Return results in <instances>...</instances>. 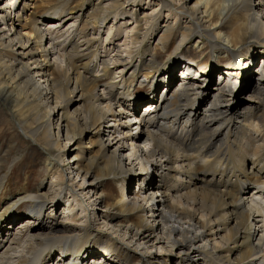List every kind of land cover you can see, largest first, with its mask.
Listing matches in <instances>:
<instances>
[{"label": "bare ground", "instance_id": "bare-ground-1", "mask_svg": "<svg viewBox=\"0 0 264 264\" xmlns=\"http://www.w3.org/2000/svg\"><path fill=\"white\" fill-rule=\"evenodd\" d=\"M9 1L0 3V94L13 98L14 111L29 122V127L19 123V128L32 142L42 144L51 137L55 146H45L46 169L57 189L51 202L53 207L61 205L62 211L46 221L48 199L39 191H19L3 202L0 264H53L57 252L56 264H68L63 260L67 253L73 264H90L93 251L106 249L112 256H92L94 264H168L174 258L178 264H264V70L256 74L257 80L251 73L255 57L264 63V0H159L150 6L151 12L143 8L141 13L126 4L144 0H89L85 21L76 29L81 18L73 13L84 7L81 0ZM31 6L34 9L27 15ZM158 6L169 8L162 25ZM197 13L202 16L197 18ZM185 15L188 24L179 20ZM119 18L122 23L116 31L130 40L125 50L104 43L101 49L102 41L94 46L87 38L90 24L108 27L104 40L109 45L115 40L110 35L117 23H108ZM143 21L148 29L142 27ZM249 33L259 38L243 45L246 50L240 48ZM195 36L210 43L202 48L207 57L199 56V45L188 50ZM148 39L156 45L147 44ZM218 45L228 52H218L214 58L211 53ZM124 51L127 57L121 55ZM224 55L229 60L225 69L217 66ZM179 67L184 68L180 76L175 72ZM215 70L223 72L220 78H215ZM118 71L124 73L120 78ZM236 71L241 89L233 92L230 77H237ZM166 75L172 77L167 95L155 98ZM243 86L252 103L238 114L231 103L238 101ZM149 87L154 92L144 100ZM79 91L83 108L78 110L72 99ZM145 102L149 108L144 112H152L140 122L137 111ZM56 112L65 119L72 116L62 132L66 141L80 138L84 129H97L99 148L90 159H102L105 171L123 189L116 202L102 206L104 211L99 200L89 195H98L105 171L97 175L76 162L83 150L68 158L74 161L69 172L59 163L71 150L66 143L60 145V128L56 135L53 132ZM151 174H158L160 181L150 180ZM127 179L138 180L137 191L132 183L124 185ZM142 179L150 183L145 186ZM9 180V172L4 173L0 193L4 184L8 192ZM24 204L28 217L16 226L22 231L33 224L25 230L29 244L18 250L21 237L11 224ZM96 206H100L98 214ZM6 219L9 225L3 232ZM156 247L164 248L163 254ZM119 249L126 252L124 259L115 257Z\"/></svg>", "mask_w": 264, "mask_h": 264}, {"label": "rangeland", "instance_id": "rangeland-1", "mask_svg": "<svg viewBox=\"0 0 264 264\" xmlns=\"http://www.w3.org/2000/svg\"><path fill=\"white\" fill-rule=\"evenodd\" d=\"M8 1H7V3H8ZM33 1H36V0H33ZM77 1L79 2L80 0H77ZM82 1L84 3V7L82 9H81V7H77L74 10V13H73L75 15H79L80 18H81V23L80 24L79 23H75V25H74L75 29L80 27L84 23V21H85L84 13H86L87 10L90 7V5H88V1L89 0H81V2ZM93 1L95 3L98 2V0H93ZM157 1H159V0H150V1L149 0H144L140 4H138V3L134 4L133 2H129V3L126 4V8L129 9V10H134L137 13H141V10H143V8L144 9L147 8L146 11L147 12H151L150 6L156 5L157 3L159 4V2H157ZM195 1L196 0H193V3H195ZM0 3L4 4L3 0H0ZM193 3H191L190 5H192ZM175 4H176V2H175ZM133 5H135V6H133ZM178 5L180 6L181 3H178ZM9 6H10V4H9ZM188 6H189V4H188ZM198 8L199 7H197L196 10ZM33 9L34 8L32 6L28 7L27 15L28 14L30 15L32 13ZM49 9H50V7L47 8L45 11H47ZM8 10H9V8H8ZM37 10L41 14L45 12V11H41L39 8H37ZM160 10L163 11V16H162V18L159 21L160 25H162L168 19L167 18V13L169 11V8L167 6H165L162 9L161 6H158L157 13ZM193 12H196V11H193ZM90 14H91V11H90ZM150 15H151V13H150ZM200 16H202V15L197 13L196 17L199 18ZM172 18H170L169 21H172L174 23V20H173L174 18L173 19ZM236 18H237L236 15H234L233 16V22L236 20ZM119 20H120V18L115 20V22H114V19H113V20H111L108 23V26L112 25L113 23H117V24H115L114 30H113V32L110 35V37H113L115 40L111 41L112 43H110L109 45H107L109 43V41L106 43V41L104 40L108 36V29H107L108 27L107 28H103V29H99V28H94L93 24H90V26L87 27V30H86L85 34L87 35V38H89V39L91 38L92 39L91 43H93L94 46L99 43L98 41H102L101 46H99V47H101V49H102L103 43H104V45L107 46V48H110V49H112V46L114 47V45L118 44V45L121 46V49L123 51V50H125V45H124L125 42L128 43L130 40H128V39L125 40L126 37H125V33L124 32H122V33L119 32L118 33L116 31V28L120 25V23H122V20H121V22ZM179 20L183 24H188L190 18L185 15V16H181V18ZM70 21H72V20H69V22ZM185 21H186V23H185ZM203 21L205 22L206 19H203ZM201 23H202V21H201ZM68 25H70V24H68ZM207 25H210V23L208 22ZM67 26H65V27H67ZM226 26L227 27H232V24L231 23H227ZM142 27L145 30V29L149 28V25H147L143 21ZM141 34H144V32H142ZM113 38H112V40H113ZM256 38L257 39L259 38V35L257 33H249V34H247V36L244 38L243 42L239 41V42H241L240 48L246 50L247 49L246 46L244 48L242 46L247 44V43L253 42V40H255ZM94 40H96V41H94ZM200 40H201L202 44L200 43ZM113 42H114V44H113ZM146 43L147 44L151 43V45H152L153 41H151V39H148V41H146ZM155 45H156V43L153 44V46H155ZM205 45H207V46L210 45V43L208 42L207 39H205L204 37L202 38L201 36L198 39L195 36L192 39L191 43L188 44L187 48H188V50L193 51L194 47L198 46L196 51H198L199 56L207 57L208 56L207 50L205 49V50L202 51V48ZM218 52L219 53L223 52L224 54L227 55L228 51L223 49V47L220 48V46H219V48H217L215 51H213L211 53L212 57L216 58L218 56V54H217ZM115 53H116L115 51L112 53V57L115 56V58H116V54ZM101 55H104V52H101ZM121 55H123L124 57L128 56L127 52H125V51L122 52ZM260 58L261 57H259V56L255 57L254 60L251 62V64H254ZM261 59L259 60V63L262 62ZM228 61L229 60L227 59V56L224 55L223 58H221V59H219L217 61V63H218L217 66L219 68H224L223 64L227 63ZM179 62H182V61H179ZM120 67H121V64L116 65V70H119ZM210 67L214 68V63L213 64L211 63ZM253 70H255V66H254ZM180 71L181 70H180V67H179L178 69H176L175 72L180 74ZM164 72L166 73L167 71H164ZM251 73H252V78L254 80H257V78H256L257 72L255 73V75H253L254 71H251ZM122 75H124V73H122V72H119V73L116 74L117 78H120ZM168 78H170V76ZM234 78H236V77H234ZM212 79H213V81L215 80L214 77H212ZM233 80H235V79H233ZM176 82H174V83H176ZM213 86H215V83L212 82L211 88ZM149 88H151V87H149ZM161 88L162 87L160 86L159 89L157 88V91H156V95H158V99L163 98V97H160V94L162 92L161 90L163 89V88L162 89ZM239 89H241V88H239ZM232 91L235 92L234 89ZM150 92H151V90L148 91V93H150ZM79 95H80V91L75 96H73V99H72V101L74 102V105L77 106L78 110L80 108H83V106H81V105H83V100L79 97ZM141 96L143 97L144 95H141ZM150 96H152V95H150ZM247 96H248V94H247V92L244 91V86H243V91L241 90L240 93L237 95V98H239L238 101L234 100L231 103V106H232L233 110L235 112H237L238 114L243 112V109L245 107H247V105H250V103H252V101L250 99H248ZM202 103H205V100H203ZM146 104H147L146 102L143 103V105L139 108V109H142L141 112H143V110L145 111V108H143V107ZM117 109H119V107H117ZM55 114L56 115H53V117H52L53 118L52 119V123H53L52 126L54 128L53 132L56 135L57 132H58V129L60 128V131H61V138L59 139L60 145L63 146L66 143L67 144V148L70 147L69 149L71 150L67 154L66 159L63 158L64 161H62V159L59 160V163L61 164V166H63V168L67 172H69L68 169L74 164V161H71L68 158L71 155L78 154L80 152V150H83L84 154L82 156H80L79 159H76V162H79L82 166H85V168L90 169L93 173H95L97 175L101 174L102 170L105 171L104 168L106 166V163L103 162L102 159H100V158L92 159V160L90 159L91 156H94L96 154V151L99 148V145L97 143L98 142V138H97V135L95 133L97 131V129H94V128H92V129H88V128L84 129V130L81 131L82 134H80L81 135L80 138H76L77 141L76 140H74L72 142L66 141V140H64V137H62V132L65 130L66 125H68L69 123L71 124L72 116H70L68 119L67 118L65 119V118L61 117V112H56ZM33 118L34 117L31 116L32 120H33ZM58 122L60 123L59 126L57 125ZM19 123L21 125H24V127H29V126H27V125H29V122H27L26 120L22 121L21 118L19 117V115L16 114V112L14 111L13 98L10 97V96H5V93H4V95L0 94V178L6 172H9V174H10V180L8 181V188H7L8 192L6 193V194H8L10 196L7 197V195L5 194V184H4L3 193L2 192L0 193V206L2 205L3 202H6V201L14 198L16 195H18L23 190H27L29 192H38L39 191L40 195H42L44 197L46 196V199H48L47 208L45 209V215H46L45 216V220L46 221L54 220V219L58 218V216L60 215L62 209L60 208L61 205L53 207V202H51L53 200L52 191L57 190L56 188H54V185L51 182V178L47 175V169H46L47 168L46 166H48V162L46 161V157L48 155V152L45 150V146L47 144H51L52 145L51 137L50 136L47 137L46 138L47 141L45 143H42V144L40 142H38V143L37 142H32L30 140V138L27 137V135H24L22 130L19 128ZM77 132H80V128H77ZM121 135L122 134H120L118 136H121ZM71 143H73V144H71ZM52 146L54 147L55 145H52ZM74 146L77 147L76 150L74 149ZM56 155H58V153H56L55 155H52V156H56ZM62 156L63 157L65 156V154H63V150H62ZM15 158H16V163L14 165H12ZM11 166H13V168H14L13 170H11ZM154 175H155L154 176L155 178L153 179V181L156 180L158 174H154ZM69 176H70V174H69ZM157 179H158V182H159L160 178L158 177ZM135 181L138 182V180H136V179L133 180V181H131L130 179H127V182H125L124 185L126 186V185L132 183L131 184V188L135 192V191H137V190H135V183H134ZM97 191H98V195H96V194H94V192H92L89 196H92L93 200L94 199H98L99 200V204L101 205V210L98 209L100 206H96L95 207V210H96V212L98 214V210H100V211L103 210L104 211V208L102 209L103 205H107L108 202H116L118 200V197L122 195L123 189H122V184L119 183L118 180L115 179L112 175H110L108 172L105 171L104 176L101 179V184H100L99 187H97ZM248 196H250V194ZM6 197H7V199L4 200ZM24 203H26V202H24ZM28 209L29 208H28V206H26V204L22 205L21 207L19 206L17 208V213L13 216L15 221L13 222V224H11L13 226V228L15 227L14 231L20 230L19 232H16V233H18L17 235H19L21 237L20 247H17L18 250H20L22 248H25L29 244L30 235L28 234L29 232L25 231V230L29 229V227L26 228L25 230L22 229L24 231V232H22L21 229H18L19 227L16 226V225H18V222L20 223L22 220H24L25 218L28 217ZM8 219L5 220V223L8 221ZM35 222H36V220H35ZM262 222H263V225H264V217H263V221ZM97 223L100 224L101 221H98ZM5 225L6 226L9 225V223L5 224ZM5 225L3 226V232H6L7 229H8V228L5 227ZM12 232H13V230H12ZM166 237H168V234L166 235ZM118 239L120 240L119 237H118ZM91 247L93 248V246H91ZM163 249L164 248H161V247H156L155 248V250H157L158 253H162V254H163V252H162ZM118 251L119 252H117V254H116L117 256H115V257L117 259H120V258L124 259V257L126 256V252L124 251V249H119ZM59 254L60 253H58V252L54 254V256L52 258L53 259V262H52L53 264L54 263L56 264L58 262V260H56V255L59 256ZM15 260H16V258H15ZM263 262H264V260H263ZM113 263L115 264L116 262H113ZM168 264H178V263L176 261V258H174L173 260H169Z\"/></svg>", "mask_w": 264, "mask_h": 264}]
</instances>
